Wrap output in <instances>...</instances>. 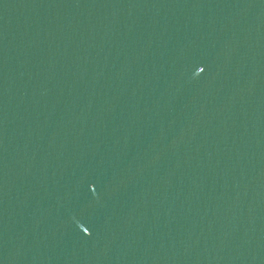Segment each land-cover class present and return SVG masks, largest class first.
<instances>
[{
	"label": "water",
	"instance_id": "1",
	"mask_svg": "<svg viewBox=\"0 0 264 264\" xmlns=\"http://www.w3.org/2000/svg\"><path fill=\"white\" fill-rule=\"evenodd\" d=\"M0 264H264V0H0Z\"/></svg>",
	"mask_w": 264,
	"mask_h": 264
}]
</instances>
